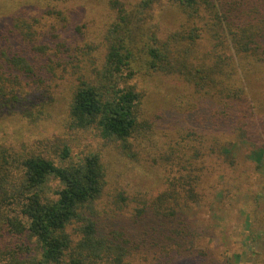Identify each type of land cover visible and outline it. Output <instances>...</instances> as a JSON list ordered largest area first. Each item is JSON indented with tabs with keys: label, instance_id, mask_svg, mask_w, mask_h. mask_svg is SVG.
<instances>
[{
	"label": "trees",
	"instance_id": "1",
	"mask_svg": "<svg viewBox=\"0 0 264 264\" xmlns=\"http://www.w3.org/2000/svg\"><path fill=\"white\" fill-rule=\"evenodd\" d=\"M159 1L111 2L116 19L105 35L104 58L98 64L96 57V65L71 56L69 62L68 46L59 38L53 48L41 42L25 44L22 36L5 31L0 37L6 44L0 52V126L7 129L14 121L31 119L24 102L32 93L24 86L32 83L38 93L45 90L36 112L39 119L50 113L63 93L57 85L66 81L72 129L96 130L104 140L126 143L143 125L138 113L141 94L129 84L139 67L174 77L202 97L232 102L229 114L212 118L214 130L234 122L235 102L246 98L241 71L264 62V0H173L183 22L177 32L164 37L153 24V7ZM5 5L8 2H0ZM13 39L15 48L10 46ZM68 151L62 150L57 164L41 152L0 145V249L4 238L21 242L11 253L1 249L0 264H129L126 261L141 249L160 255L153 257L155 264L179 263L183 257L203 264L199 260L204 256L193 248L192 232L186 228L190 206L200 198L195 176L186 172L178 182H168L166 191L146 209L150 217L145 211L135 216V228L101 235L93 208L107 185L100 157L91 153L72 163L66 161ZM51 181L57 184L53 190ZM124 242L138 247L129 250Z\"/></svg>",
	"mask_w": 264,
	"mask_h": 264
},
{
	"label": "rangeland",
	"instance_id": "2",
	"mask_svg": "<svg viewBox=\"0 0 264 264\" xmlns=\"http://www.w3.org/2000/svg\"><path fill=\"white\" fill-rule=\"evenodd\" d=\"M112 1L41 0L40 4H28L26 0H0L8 2L4 8L0 6V37L9 30V36H22L25 44L41 42L53 48L59 38L68 46L69 62L71 56L83 59L82 63L95 64L96 57H100L101 64L106 52L105 35L116 19L110 8ZM121 1L133 5L139 0ZM154 14L153 24L161 30L162 37L177 32L183 22L173 0H160L153 7ZM14 39L10 46L15 48ZM4 47L2 38L0 52ZM234 62L237 63L236 58ZM68 70L72 72L70 67ZM241 76L246 98L235 102L234 122L220 124L214 130L216 120L212 118L229 114L232 102L212 99V95L202 97L174 77L139 67L129 84L141 94L138 113L143 125L126 143L104 140L96 130L72 129L67 121L68 84L59 83V79L54 82L59 83L63 93L49 114L44 112L36 119L45 90L38 93L32 83L27 84L24 89L32 96L27 97L24 106H30L31 119L14 121L7 129L0 126V145L17 152H41L57 164L62 162L66 147L67 162L77 163L88 154H97L107 185L94 204V217L101 229L120 223L108 231L98 226L101 235L135 228V216L145 211L150 217L151 212L146 209L166 191L168 182H178V177L188 172L200 182L199 202L190 206L192 212L186 220V228L192 232V246L204 256L199 261L264 264V62L246 65ZM51 182L53 190L57 184ZM77 227L72 225L67 232L73 234ZM4 241L1 249L10 253L21 245L20 241ZM168 243L165 238L164 246ZM124 244L129 250L138 247ZM154 256L160 255L141 249L126 262L155 264ZM184 258L174 264H197Z\"/></svg>",
	"mask_w": 264,
	"mask_h": 264
}]
</instances>
